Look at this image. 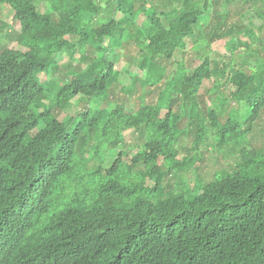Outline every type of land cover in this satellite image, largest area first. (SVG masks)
<instances>
[{"label": "trees", "instance_id": "1", "mask_svg": "<svg viewBox=\"0 0 264 264\" xmlns=\"http://www.w3.org/2000/svg\"><path fill=\"white\" fill-rule=\"evenodd\" d=\"M216 2L0 0L10 12L5 24L22 27L21 48L0 50V264H264V147L240 149L236 168L193 189L166 184L174 170L187 171L201 158H178L183 117L174 106L189 103L186 128L197 120L198 151L206 137L198 97L205 80L229 95L223 107L232 100L247 110L232 109L221 122L207 108L218 145L246 140L264 111V55L250 72L204 55L223 38L232 52L248 43L241 35L260 39L264 21L233 22L229 10L213 13ZM256 16L264 20V11ZM204 25L194 46L201 63L170 75L164 61ZM133 45L140 72L122 84L130 63L120 69V58ZM83 49L69 79L48 88L40 72L56 71L61 54L75 59ZM137 82L161 88L143 90L130 111L126 100ZM51 93L63 109L79 94L86 107L60 119L43 103ZM106 98L113 108L101 105ZM36 104L45 108L39 115L31 112ZM130 130L145 134L144 148L125 149L107 165Z\"/></svg>", "mask_w": 264, "mask_h": 264}, {"label": "rangeland", "instance_id": "2", "mask_svg": "<svg viewBox=\"0 0 264 264\" xmlns=\"http://www.w3.org/2000/svg\"><path fill=\"white\" fill-rule=\"evenodd\" d=\"M151 1L155 2V0ZM250 7H253L252 9L254 11L250 10ZM42 8L44 9V6H42ZM246 9H249L254 14L248 12L249 10ZM225 10H229V18L233 20V22H238L240 19L243 23L250 26H257L262 24L264 21L262 18L256 16V10L264 11V0H256L255 2L249 0L247 3L241 2L240 0H217L214 5L213 13L216 11H220L222 13ZM244 11H246V13H243ZM105 14L106 13L104 12L102 15L96 17L94 21L95 26L102 25V22L105 21ZM8 15H10V12L0 4V50L5 45L6 47L11 48H21L19 41V36L22 31L21 23L17 22L15 25H10L9 21L8 25H6L5 20L9 17ZM120 15V13L117 14V16ZM214 20L215 19L212 16L211 22ZM205 29V25L203 27H198L195 35L187 39L186 47L179 49L171 61H164V65L170 75L172 74L174 76L177 73V70L182 67L189 70L201 63V58L194 46L195 40ZM257 35L260 37L258 40L248 39L247 37H244V35H241L248 43L240 44L239 48L234 52L228 48L227 38L214 41L204 50V55L208 54L213 63L221 62V64L224 65V63L230 62L232 68L242 69L247 72H250L251 70L254 71L257 69L256 64L258 62V55H264V30L259 31ZM85 52L86 49L78 50V56H76L75 59H71L66 53L61 54L58 59L59 66L57 70H54L52 73L42 72L40 74V78L50 83L48 86L51 85L54 90L55 86L53 85V82H63L64 80L69 79L68 76L70 75L69 70L71 69V66L80 64L82 61L79 57H81V55ZM137 53V47L133 45L131 46L128 54H124L120 58V69H123L124 66L128 68L130 63L129 79L124 78L122 80V84H131L133 76L138 75L140 72L139 67L133 65L132 61ZM127 56L129 57L127 58ZM227 70H229L228 66ZM135 87L136 91L126 100V106H128L130 111H134L138 108L141 92L143 90L152 89L155 92H158L161 88L158 86H152V84L144 87L140 82H137ZM221 91L222 89L217 90L215 87H212V83L205 80L198 95L200 107L205 112L202 123L206 129V137L204 142L200 145L198 151L193 150V141L195 140L198 132L197 120H192L189 130L186 128L191 121V107L189 103L181 99L174 106L175 111L183 117L180 122V127L183 128V130L181 131L178 139V148L180 151L179 158L192 155H199L201 158L197 160L196 164L191 165L187 171L174 170L169 175V178L166 179V184L168 182L179 184L186 182L189 185V188L193 189L200 181L202 182L199 184L203 185L205 182L212 180L215 175L220 172L231 171L236 168L238 162L241 160L240 149L245 148L258 152L264 147V111L261 113V117L254 122L252 129L245 136L246 140L233 141L225 143L224 145L217 144L218 141L216 139V131L211 127L212 116L209 111H207V108L214 109L219 115V120L221 122L226 120V117L228 116L227 113H229L232 109L240 111L242 115L247 114V110L245 111L246 106L243 103H237L230 100V102L223 107V101L225 98L229 97V95ZM153 97L154 93H150L148 94L147 99L152 100ZM82 99L83 96L81 94L77 95L75 98L73 97L71 101L74 105L68 109L61 108L54 100L52 93L50 98L46 99L45 102L51 108L52 112L58 114L60 119H63L67 112L71 115H75L77 112L86 107L85 104L87 101ZM101 105L103 107L109 106L113 108L115 103L106 98L101 99ZM222 111L224 112L223 116L221 115ZM166 112L167 109L164 108L162 115ZM144 138L145 134H142L141 131H127L123 144L109 151L106 164L109 165L112 161L116 160L119 157L120 152L125 149H131L132 153H135L140 149L142 150L144 148ZM93 164L94 162H92L90 166ZM140 166L143 168V165L139 164V167Z\"/></svg>", "mask_w": 264, "mask_h": 264}, {"label": "clouds", "instance_id": "3", "mask_svg": "<svg viewBox=\"0 0 264 264\" xmlns=\"http://www.w3.org/2000/svg\"><path fill=\"white\" fill-rule=\"evenodd\" d=\"M42 72H47V71H41L40 72V74L42 73ZM40 74H39V77H40ZM42 80V79H41ZM44 83H46V85H47V87L49 88H51V85H49L48 86V84H50V83H48L47 81H44V80H42ZM48 98H50V95H48V97L47 98H45L44 100H43V103L44 104H46L47 105V107L51 110V108L48 106V104L45 102V100L46 99H48ZM35 111H32L31 110V112H33V113H35V114H41V113H39V112H36V111H44L45 110V108H44V106L43 105H41V104H36L35 106H34V108H33ZM81 111V110H80ZM79 111V112H80ZM66 116V115H65ZM64 116V117H65ZM60 118V117H59ZM41 128H43V121H41V123H40V125H39V127L38 128H36V129H34L33 130V134H35V133H37L38 131H39V129H41ZM178 139H179V137H178ZM177 149H178V153H179V155H180V151H179V148H178V140H177ZM179 155H178V158H179ZM185 157V156H184ZM184 157L183 158H179L180 160H184ZM160 163H162V161H160Z\"/></svg>", "mask_w": 264, "mask_h": 264}]
</instances>
